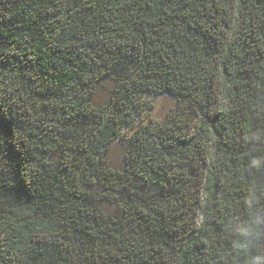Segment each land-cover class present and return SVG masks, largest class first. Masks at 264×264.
Instances as JSON below:
<instances>
[{
	"label": "trees",
	"instance_id": "1",
	"mask_svg": "<svg viewBox=\"0 0 264 264\" xmlns=\"http://www.w3.org/2000/svg\"><path fill=\"white\" fill-rule=\"evenodd\" d=\"M0 264H264V0H0Z\"/></svg>",
	"mask_w": 264,
	"mask_h": 264
},
{
	"label": "rangeland",
	"instance_id": "2",
	"mask_svg": "<svg viewBox=\"0 0 264 264\" xmlns=\"http://www.w3.org/2000/svg\"><path fill=\"white\" fill-rule=\"evenodd\" d=\"M112 81L106 79L100 86L95 96V102L99 103L107 99L110 93ZM149 102L152 103L151 109H148L143 115V121L152 120L154 123L162 120L171 114L176 105V99L172 94H150L146 95ZM124 144L120 140L114 141L108 149V160L110 164L121 166L124 161Z\"/></svg>",
	"mask_w": 264,
	"mask_h": 264
}]
</instances>
